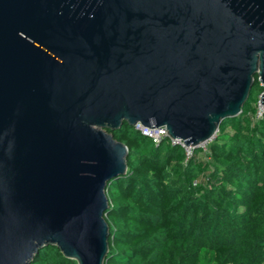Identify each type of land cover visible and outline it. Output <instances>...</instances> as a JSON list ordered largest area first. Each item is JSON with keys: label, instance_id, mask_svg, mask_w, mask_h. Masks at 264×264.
<instances>
[{"label": "water", "instance_id": "1", "mask_svg": "<svg viewBox=\"0 0 264 264\" xmlns=\"http://www.w3.org/2000/svg\"><path fill=\"white\" fill-rule=\"evenodd\" d=\"M264 84V0H0V264H104L123 122L192 148ZM259 100L264 105V90Z\"/></svg>", "mask_w": 264, "mask_h": 264}, {"label": "trees", "instance_id": "2", "mask_svg": "<svg viewBox=\"0 0 264 264\" xmlns=\"http://www.w3.org/2000/svg\"><path fill=\"white\" fill-rule=\"evenodd\" d=\"M257 76L240 113L186 156L123 122L107 129L127 147L125 174L106 185L104 264H264V110ZM29 264H76L54 245Z\"/></svg>", "mask_w": 264, "mask_h": 264}, {"label": "built area", "instance_id": "3", "mask_svg": "<svg viewBox=\"0 0 264 264\" xmlns=\"http://www.w3.org/2000/svg\"><path fill=\"white\" fill-rule=\"evenodd\" d=\"M260 85L263 87V90H264V84L260 83ZM260 94H259V97H260ZM259 97L257 101V112H256L257 116H260L264 110V105L261 104ZM134 127L142 135L149 137L155 143L159 142L163 137H166V129L163 126L161 127L156 126V127L150 128V127L141 125L139 123H136ZM169 140L171 141L172 144H179L184 149L186 156H189L191 154L192 147L189 145H185L182 140L180 139H169ZM206 142H204L205 144L204 143L200 144L199 147H202L203 149H205Z\"/></svg>", "mask_w": 264, "mask_h": 264}, {"label": "rangeland", "instance_id": "4", "mask_svg": "<svg viewBox=\"0 0 264 264\" xmlns=\"http://www.w3.org/2000/svg\"><path fill=\"white\" fill-rule=\"evenodd\" d=\"M213 138V137H212ZM212 138H210L209 140H207V141H210ZM205 144V143H204Z\"/></svg>", "mask_w": 264, "mask_h": 264}]
</instances>
